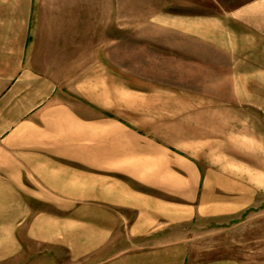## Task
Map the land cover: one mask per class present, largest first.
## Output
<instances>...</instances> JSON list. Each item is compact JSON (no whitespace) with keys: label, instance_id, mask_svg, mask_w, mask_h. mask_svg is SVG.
I'll list each match as a JSON object with an SVG mask.
<instances>
[{"label":"crops","instance_id":"1","mask_svg":"<svg viewBox=\"0 0 264 264\" xmlns=\"http://www.w3.org/2000/svg\"><path fill=\"white\" fill-rule=\"evenodd\" d=\"M45 5L0 0V264H240L195 251L190 232L264 185L249 121L216 103L264 85V0L166 18L212 41L187 61L212 62L209 83L250 91L224 97L181 88L170 60L129 67L124 46L95 47L92 14Z\"/></svg>","mask_w":264,"mask_h":264},{"label":"rangeland","instance_id":"2","mask_svg":"<svg viewBox=\"0 0 264 264\" xmlns=\"http://www.w3.org/2000/svg\"><path fill=\"white\" fill-rule=\"evenodd\" d=\"M247 1L249 0H45V6L47 11L60 9L62 12L92 14L95 47L124 46L127 51L125 60L129 67H133L134 59H137L134 56H145L146 59L156 56L159 67L166 63L169 65L170 60L174 62L175 79L187 80L184 85H180L181 88L199 96L224 97L229 96L232 91L238 96L247 95L250 91L246 86H235L237 88L234 89L231 85L209 83L212 79L209 76L216 72L212 73L210 69L212 62L206 60L193 64L187 61L200 56L205 59L203 47L212 41L205 42L201 47L197 39L181 36L178 32L169 33L171 22H167L166 18L173 15L180 20L184 15L201 11L202 4L209 15L219 11L218 4L230 8ZM117 32L120 33L119 37ZM112 52L114 51L110 49V53ZM113 54L117 56V53ZM159 67L148 72L165 77V68ZM188 67L204 71H201L199 77H193L191 71L188 76H182L183 69ZM199 80L202 84L195 83ZM250 88L252 96L256 97L253 101L239 99L216 103L223 109L228 108V105L237 108L249 121L256 138L255 146L258 145L261 150L255 160L262 167L261 170L255 169L254 177L259 179L261 176L264 181V100L261 99L264 85H252ZM192 103L203 107L214 102L199 99ZM258 188L249 210L215 220H199V226H195L190 232V236L195 237L194 250L212 257L232 256L240 264H264V185Z\"/></svg>","mask_w":264,"mask_h":264}]
</instances>
